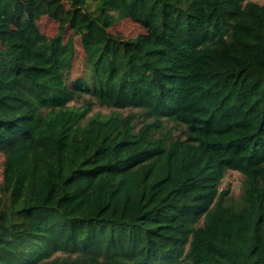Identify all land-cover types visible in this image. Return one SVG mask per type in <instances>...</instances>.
<instances>
[{
  "label": "trees",
  "instance_id": "obj_1",
  "mask_svg": "<svg viewBox=\"0 0 264 264\" xmlns=\"http://www.w3.org/2000/svg\"><path fill=\"white\" fill-rule=\"evenodd\" d=\"M139 2L0 0V264H264V5Z\"/></svg>",
  "mask_w": 264,
  "mask_h": 264
},
{
  "label": "rangeland",
  "instance_id": "obj_2",
  "mask_svg": "<svg viewBox=\"0 0 264 264\" xmlns=\"http://www.w3.org/2000/svg\"><path fill=\"white\" fill-rule=\"evenodd\" d=\"M253 1L261 5H264V0H253ZM149 3L150 0H140L139 6L141 7V9H145L149 5ZM69 16H70V10L68 6L65 3L61 2L57 6L55 5L52 8L51 14L49 16H45L42 18L40 22V26L46 34L51 35L56 30V27L58 25H64L67 23ZM108 30L112 34H116L126 38L134 37L142 32V29L129 19H122V20L111 19L108 24ZM79 46H80V41L77 40L78 51H77V58L72 68V76H76L81 70L79 65L82 59L81 58L82 54ZM94 108L97 109L98 106L95 105ZM138 126H140V123H138ZM2 171H3V158L0 156V181L2 179ZM242 180H243V175L240 172L235 170H226L224 173V177L218 186V191L229 189L230 194L233 193L234 196L237 197L241 193ZM185 194H189L188 191L183 192L181 196ZM198 224L200 225L201 222ZM38 264H77V257L76 256H73V258L65 257L60 254L59 256H52L49 259L43 260ZM101 264H133V263L131 261L124 259L106 258L105 260H103Z\"/></svg>",
  "mask_w": 264,
  "mask_h": 264
}]
</instances>
